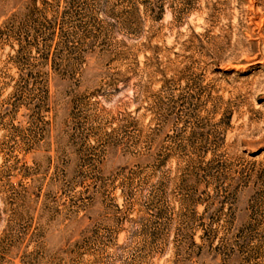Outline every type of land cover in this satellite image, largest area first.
<instances>
[{
	"label": "rangeland",
	"instance_id": "374dc122",
	"mask_svg": "<svg viewBox=\"0 0 264 264\" xmlns=\"http://www.w3.org/2000/svg\"><path fill=\"white\" fill-rule=\"evenodd\" d=\"M149 1L135 37L104 0H0L27 40L19 68L0 44V264H238L182 243L204 207L224 240L264 230V0Z\"/></svg>",
	"mask_w": 264,
	"mask_h": 264
},
{
	"label": "trees",
	"instance_id": "16d2710c",
	"mask_svg": "<svg viewBox=\"0 0 264 264\" xmlns=\"http://www.w3.org/2000/svg\"><path fill=\"white\" fill-rule=\"evenodd\" d=\"M105 1V7L108 8V12L112 15L114 13H118V21L117 23L121 25L122 31L125 33H128L129 35H133L135 37H138L142 32L144 31L142 25L145 21V17H142L140 15L139 11V5H143L146 10L148 11H154L155 6L152 7L148 4H150L149 0H104ZM159 1V0H158ZM148 3V4H146ZM148 5V6H147ZM158 8V14L156 15V19H160L161 15L164 10V4L161 2L160 4L156 5ZM35 9L36 6H34ZM148 11H145L147 13ZM106 13V11H103ZM108 14V13H106ZM109 15V16H111ZM113 17V16H111ZM114 18V17H113ZM13 28V25L11 26ZM12 28H9L7 24H3V26L0 27V44H5L8 42L9 47L11 50L14 51L12 58L13 64L18 67V62L20 60L19 53L22 52V50H25L22 42L25 39H21L20 37H17L18 34L12 30ZM27 41V40H25ZM50 43L48 45V49L46 51V54L43 56L44 62L47 64L49 61H51L52 66L55 64V57L53 52L50 51ZM16 46V48H15ZM33 48H37L35 45L30 46V50H33ZM92 52V50H91ZM121 52L119 51L118 54ZM77 66H81L85 63V56H78L77 57ZM76 61L69 62L67 61L66 67L59 71V69H56L53 67L54 73L56 76H58L61 79L68 78L69 75H73L76 71L75 67ZM157 65H160L159 62H155ZM162 69H159L157 67V72L160 73L162 76V83L165 81L164 74L162 72ZM12 80H14V85H18V83L22 79V74L19 71L18 78L14 79L11 77ZM127 81L124 82V86H127ZM8 84V83H6ZM163 85V84H162ZM136 86V85H134ZM47 91V88H46ZM162 91V87L159 90L158 94ZM154 104H156V101H154ZM129 117L134 120V116L129 114ZM135 121V120H134ZM250 155H254V153H250ZM169 156L163 154V152H159L155 155L152 161V167L153 169L158 170L160 167H162L167 160ZM186 164V167H196L198 166V170H203L204 172L209 169L207 164L208 162H205L204 165L195 164V160L193 157H189V159L184 161ZM196 165V166H195ZM208 173H205V176ZM198 173H195L193 175H189L187 179L182 180H189L192 179L195 181L196 185L201 184L202 181H200V178L197 177ZM250 176V174L248 175ZM209 177V176H208ZM246 172L240 171L238 172V176L234 179H230L229 177H226L225 174H219L210 176V178L214 179H227L233 183V188L237 189V187L243 185L245 183ZM262 175L258 174L255 179V183L262 182ZM205 183V181L203 182ZM124 184V183H123ZM208 195V194H207ZM259 196H257V202L261 199L264 200V193H258ZM209 196V195H208ZM210 197V196H209ZM202 204L200 203L199 199H187V206L190 205H197ZM223 207V204L221 205ZM117 209H119L117 207ZM255 214V212H254ZM218 218L209 216L206 214V208L204 207V210L201 213H197L195 210H192V215L187 217V228L188 230L185 231L182 239V243L186 245V248H195L198 252H201L204 248L208 249L211 252H214V255L216 257L222 256V254H225V251L228 249L229 253L227 254V257H231L233 255H236V257L239 256V254H245L240 257V260L238 264H264V230L259 233L253 230H246L244 229L245 226L236 229L230 237V239L224 240L222 237L218 236L217 229L219 228ZM224 223L223 226H229L230 228L233 227L234 222V215L230 212V214L223 220ZM190 225V226H189ZM193 230V231H191ZM195 230H199L201 233L198 235V242L195 240ZM216 241V242H215ZM197 252V253H198Z\"/></svg>",
	"mask_w": 264,
	"mask_h": 264
}]
</instances>
